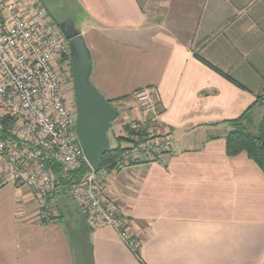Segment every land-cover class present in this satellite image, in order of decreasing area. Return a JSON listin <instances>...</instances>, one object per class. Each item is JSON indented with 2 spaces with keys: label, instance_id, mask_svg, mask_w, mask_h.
<instances>
[{
  "label": "crops",
  "instance_id": "0c3cea01",
  "mask_svg": "<svg viewBox=\"0 0 264 264\" xmlns=\"http://www.w3.org/2000/svg\"><path fill=\"white\" fill-rule=\"evenodd\" d=\"M71 1L92 83L108 100L128 95L127 107L153 87L175 136L160 158L125 167L129 178L103 182L144 263L264 264V172L246 153L228 156L225 140L227 121L264 93V0ZM64 197L52 198L57 216ZM71 202L80 227L39 218L36 194L8 180L0 157V264H76L73 226L90 228L94 264H142L116 228L91 226Z\"/></svg>",
  "mask_w": 264,
  "mask_h": 264
},
{
  "label": "built area",
  "instance_id": "2783aa9c",
  "mask_svg": "<svg viewBox=\"0 0 264 264\" xmlns=\"http://www.w3.org/2000/svg\"><path fill=\"white\" fill-rule=\"evenodd\" d=\"M73 86L69 40L48 10L37 0L0 2V157L8 180L34 191L38 217L45 221L57 216L52 198L61 187L54 167L72 176L88 164L76 133L75 102L71 106L69 98ZM133 98L136 107H125L110 124L116 137L128 142L121 146L115 170L160 158L175 144L154 88H140ZM111 172L91 168L68 192L88 224L113 226L135 251L141 241L125 226L128 216L100 193Z\"/></svg>",
  "mask_w": 264,
  "mask_h": 264
},
{
  "label": "water",
  "instance_id": "95a60500",
  "mask_svg": "<svg viewBox=\"0 0 264 264\" xmlns=\"http://www.w3.org/2000/svg\"><path fill=\"white\" fill-rule=\"evenodd\" d=\"M58 25L71 47L78 141L89 166L98 171L104 154L111 149L107 132L119 111L91 81L92 54L74 20L66 17ZM69 238L76 264H94L92 244L84 230L71 227Z\"/></svg>",
  "mask_w": 264,
  "mask_h": 264
},
{
  "label": "trees",
  "instance_id": "16d2710c",
  "mask_svg": "<svg viewBox=\"0 0 264 264\" xmlns=\"http://www.w3.org/2000/svg\"><path fill=\"white\" fill-rule=\"evenodd\" d=\"M48 12L53 17L52 13L49 10ZM56 22L58 23L59 21L56 20ZM224 75L238 85L242 86L229 74L224 73ZM128 97L129 96L126 95L116 99H110L109 101L114 104L115 102H118L121 99H126ZM258 106L263 107V113L259 122L257 123V127L254 129L252 127L251 115L252 111ZM227 123L230 125L231 129L225 135L226 154L228 156H236L240 153H246L247 156L250 159L254 160L264 172V93L259 94L255 102L239 117L228 120ZM214 138L216 137H210V139ZM118 139L121 140L122 138L118 137ZM122 150L123 149L120 145H118L116 148L111 147V149L103 156L101 169L107 167L109 171L115 170V168L117 167L116 159L120 155ZM54 168L56 169L57 173L56 176L58 185L61 187V190H63L64 193L66 192V189H68L70 184L79 182L84 174L91 169L90 166L85 163L83 164V167L73 173L72 176L62 178V169L60 165H56ZM56 218H61V216H57ZM84 230L86 232H89L90 228H85ZM133 253L142 264H145L141 256L140 246L139 248H137V250L133 251Z\"/></svg>",
  "mask_w": 264,
  "mask_h": 264
},
{
  "label": "rangeland",
  "instance_id": "374dc122",
  "mask_svg": "<svg viewBox=\"0 0 264 264\" xmlns=\"http://www.w3.org/2000/svg\"><path fill=\"white\" fill-rule=\"evenodd\" d=\"M41 5L42 6L45 5L57 21H62L64 18H66L68 13H70L72 11V9L73 10L76 9L75 8L76 5L71 0H43V4H41ZM69 93H70L69 94L70 103L72 106L74 86L70 88ZM74 102H75V100H74ZM114 104H115L116 108L118 109L119 113H121V111L125 107H127V105H125V104L121 105V102H115ZM73 105L76 108L75 103ZM262 113H263V107L262 106H258L252 111L251 122H252V127L254 129L257 127V123L259 122V120L262 116ZM107 135L110 139V143H111L112 148H116L118 145H120V146L121 145L122 146L128 145L127 141H125L123 139H121V140L118 139V137H116V135L114 134L113 130L110 127H109V130L107 132ZM60 167L62 169V178L69 177V175L64 176V170H63L62 166H60ZM132 171H133V169H131V168L120 167L119 169H116V170L111 172V174H110L111 180L114 181V183H115L117 181V179L119 180V179H123V178H129L132 174ZM55 172H56V169H55ZM56 178H57V176H56ZM99 189H100V193L102 196H107V195H105V192H104V189H105L104 183H100ZM71 201H73V199H72L71 195L69 194L68 189H66L64 201H60V205H62V207L64 205H67L70 207V209H65L66 207L64 206L63 212H61L62 213L61 217H65V218L69 219L71 221V224L76 225V227H80L79 219H77L78 216L75 213L76 210L73 208Z\"/></svg>",
  "mask_w": 264,
  "mask_h": 264
},
{
  "label": "flooded vegetation",
  "instance_id": "af4514ba",
  "mask_svg": "<svg viewBox=\"0 0 264 264\" xmlns=\"http://www.w3.org/2000/svg\"><path fill=\"white\" fill-rule=\"evenodd\" d=\"M73 100H75V96L73 95Z\"/></svg>",
  "mask_w": 264,
  "mask_h": 264
}]
</instances>
